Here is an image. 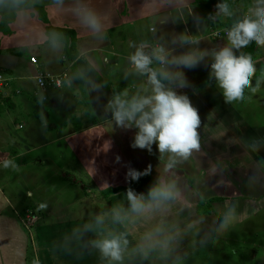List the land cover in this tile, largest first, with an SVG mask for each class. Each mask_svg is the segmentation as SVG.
Listing matches in <instances>:
<instances>
[{"label":"crops","instance_id":"1","mask_svg":"<svg viewBox=\"0 0 264 264\" xmlns=\"http://www.w3.org/2000/svg\"><path fill=\"white\" fill-rule=\"evenodd\" d=\"M17 1L28 2L29 0ZM29 2L44 7L49 25L71 29L75 32L76 39L72 51L75 55L74 60L72 62L68 61L65 46L62 42L47 38L44 29L45 24L32 15L35 11L31 6H12L7 4L5 0H0V14L3 12L15 13V19L9 24L10 34L5 35L0 32V52L1 50L11 51L14 47H18V45L27 41L26 34L28 30L37 29L38 43L43 44H37L40 46V53L48 57V54H52L54 51L58 52V55L54 56L55 59L49 61L48 64L50 65L46 67L45 71L53 74L67 72L69 75V85H64L57 89L49 87L44 90L37 87L40 91V97L37 98H33L30 95L28 86L23 82L18 84V87L14 88L15 90L1 89L0 100L4 101L6 107L10 110L6 107L0 108V120L4 126H16V119L18 117L25 119V116L34 115L39 120L40 115L43 113L47 116V119H50L46 123V127L50 130H56L59 127L68 130L67 134L62 137H66V139L71 137L68 143L71 145L73 153L80 159L86 153L84 150L88 147L90 148L89 143L93 138L98 137L99 143L101 140H104L103 142L108 143L110 147L113 146L111 149L115 147L116 151L119 148L121 150L120 143L130 146V143L133 141L134 130L116 127L111 119V111L108 105L115 97L126 99L134 95L149 94L150 86L147 85L146 75L137 77L135 84L131 82L128 84L124 80L125 70L129 72L133 70L129 56L138 47L143 45V49L149 47L153 50L155 46H160L171 57L180 55L190 48L212 51L227 45L226 36L215 38L211 33L216 25H220L226 29L229 28L227 25H224L225 15L214 11L213 8L205 6L203 2L197 0H59L53 2V6L51 5L53 9L52 15L49 14L47 5L44 6L43 3L40 4L35 1ZM259 3V0H244V4H242V0H239L238 7L242 14L241 20L245 17L255 19L252 16L251 10ZM74 9H88L96 13L102 23L100 31H93L83 23L75 14ZM143 17L154 19L158 25V30L149 26L148 31L154 34L151 35L150 40L143 39L139 42L138 39L137 41L132 39L133 29L131 28L134 27L137 19ZM133 34L136 35V32ZM181 34L195 37L197 43L195 45H180L178 37ZM263 51L262 46L255 44L247 48L233 50L234 55L251 57L254 67H257V64L262 60L261 55ZM97 52L99 53L98 55L96 54ZM124 60L127 63L124 64ZM210 63L211 60L206 59L204 63L191 70L176 69L175 66L166 65L165 67L169 71H182L187 81V86L179 88L174 84L169 85L167 81L164 82L165 86L172 87L178 95L187 96L190 104L194 99L199 101L200 105L203 104L207 107L209 106L211 110H216L215 113H212V118L218 123L220 118H222V121L228 119L227 122L225 121V124L232 129L233 134L260 136L255 128H248V124L242 117L244 116V106L238 105L239 102L226 103L221 90L216 86L215 80L209 79L210 69L208 65ZM120 64L121 66H119ZM14 66V64H9L8 66L0 65V69L12 75L14 73L13 69H15ZM151 66L153 68L159 67L155 61ZM37 67L38 64L34 65V70H32L31 76L28 77L29 80L33 79L35 81L34 77L38 71L36 70ZM71 69L84 78V90L92 106L96 123H91L85 116L82 97L77 99L75 95L80 93V89L78 82L72 75ZM100 69H103L104 73L99 71ZM94 73H97L106 81L109 79L114 80V85L109 86L110 89L103 88ZM16 80L24 81L26 79L17 76ZM131 84L135 86H131L126 95L119 96L115 93L118 89H125ZM216 102L217 108H214L213 104ZM80 107V114H76ZM199 120L200 125L202 122L200 118ZM72 121H74V125ZM237 121L238 123H236ZM29 124L31 130L36 131L37 123L34 118ZM40 124L41 126L44 125V123ZM77 124L79 126L78 129L75 128ZM17 127L21 129L23 126L19 122ZM237 127H239L240 131H236ZM16 138L21 139L22 137L18 135ZM2 139L3 134L0 132V141ZM25 139L26 137L23 140ZM257 141L261 140L257 139ZM5 143L0 145V163L11 161V153H14V157H17L16 148L12 147L11 144L6 145ZM96 144L97 142L95 141L93 146H96ZM100 147H102L101 144ZM128 153L129 157L126 156L127 154L120 155L122 162H119V164L124 165L126 163L125 165L129 170L138 168L135 171L149 173L158 183H161L156 179L159 176L160 170H155L152 165H150L151 167H140L139 157L144 154L136 153L134 148L131 150V153ZM165 156H168V154ZM14 163V170H16L19 164ZM179 163L180 166L184 165L180 160ZM97 166L98 169L88 164L82 167L93 179V185L97 186L96 190L102 196L99 199L100 203H106L108 205L107 210L103 214L96 212L92 216L89 214L73 219V222H68V224H71L68 230L65 227L62 229L57 228L52 232L53 235L46 237V228L50 225L36 224L34 237H32L33 234H29L26 230L27 233L22 231L16 222L14 218L15 210L12 209V203L16 201L18 194L17 192L15 194L11 193L12 190H16V185H12L11 173L8 175L5 173L6 170L11 171L12 166H0V264H109L108 258L101 255L100 251L94 246L93 241L109 238L114 235L122 236L126 244H122L121 260L113 262V264H167L172 261L171 257L167 254V249H172V245L179 246V232L174 227L182 231V220L188 219L190 215L189 213L184 214L186 208H188L191 214H197V216L191 215L189 218V221L193 223L192 225H198L202 222L204 227L205 218H200L198 215H205L197 213V202L201 199H196V192L192 186H186V183H181L177 185V188L175 186V190L179 195L175 199L163 201L159 206L154 205L143 214L132 213L127 199L128 192L132 191L137 195L140 194L146 201H148V194L125 187L130 179L128 174L122 177L126 182L123 180L121 183L120 181L110 182L114 178L110 179L111 175L107 170H104L106 165L103 163L102 156ZM18 170L20 171V169ZM108 187L125 188L106 196L102 195L101 190ZM191 190L194 194L191 193ZM261 194L256 197H246L258 200L264 197ZM219 197H222V199L210 203L212 211L210 214H207L212 215L211 220L216 223L215 225L208 226L210 229L213 228L214 231H221L222 222L214 214L216 210L213 207L217 204L216 202L227 198L226 196ZM212 203L214 206L211 205ZM114 212H119L122 218L115 220L113 218ZM97 217L103 218L101 224L96 223ZM215 237L207 236L208 239ZM52 241L56 245L55 252L57 253V255H54V260L51 256H48L52 248ZM202 241L205 242L204 240ZM29 243L31 249H29ZM92 248L96 250L98 255L95 253L93 257H90L89 254ZM76 252H79L82 257H79ZM86 253L89 255L87 258H85Z\"/></svg>","mask_w":264,"mask_h":264},{"label":"rangeland","instance_id":"2","mask_svg":"<svg viewBox=\"0 0 264 264\" xmlns=\"http://www.w3.org/2000/svg\"><path fill=\"white\" fill-rule=\"evenodd\" d=\"M29 1L47 5L49 14L52 15L51 5L53 6V2L59 0ZM242 4H244V0H242ZM149 26L158 30L154 19L144 17L137 19L136 24L131 28L133 33L136 32V35L132 33V39L136 41L138 39L139 42L143 39L150 40L154 33L148 31ZM225 29L216 25L211 33ZM36 31L37 29L28 30L27 41L14 47L11 51L1 50L0 65H15L12 75L0 69V75L10 78L7 85L2 88L3 90H15L14 88L23 82L28 86L33 98L40 97V91L35 81L29 80L28 77L31 76L36 64H38L36 70L50 73L45 71L46 67L50 65L49 61L55 59L54 56H57L58 52L54 51L52 54H48V57L40 53V46L37 44H43L38 43L39 37ZM262 47L264 49V46ZM262 53V60L257 64V67H254L255 72L251 78L249 89L245 92V98L238 103V105L244 106V116L242 117L248 124V128H255L260 136L233 134L232 129L225 124V121H228L226 117L225 121L220 118L219 123L216 122L212 118V113H215L216 110H211L209 106L203 104L200 105L199 101L193 99L191 105L196 109L202 124L198 125L196 129L199 148L192 150L186 159H178L173 167L167 168L166 165L169 163L168 156H165L167 153L161 154L155 144L152 145L151 153L146 149L134 148L136 153L144 154L139 157L141 168L152 165L155 170H160L156 179L161 183L174 184L176 188L177 185L186 183V186H192L195 190L197 200L210 196L227 197L216 202L215 206L213 203L211 204L216 210L214 214L222 222L221 231H214L213 228L208 227L216 224L211 220L212 215H198L200 218H205V224L208 223L203 227L202 222L192 225L189 218L191 215L195 217L197 214H191L188 208L184 210V214L189 213L190 215L188 219L182 220V231L174 227L179 232V246L172 245V249H167V254L172 259L167 264H264V197L258 200L246 197H256L264 190V170L259 164L260 159L264 162V51ZM30 58H34V62H31ZM123 62L127 63L126 60ZM99 71L104 73L103 69ZM17 76L26 80L17 81ZM137 77H141V75L136 74L133 70L132 72L125 70L124 80L126 83L135 84ZM106 83L113 86L115 82L109 79ZM131 86L135 85H128L125 89H118L115 93L119 96L126 95ZM252 88H255V91H252ZM75 95L77 99L81 98L80 93ZM216 105L217 102L213 104V107L217 108ZM2 107H6V104L0 100V108ZM80 110L81 107L78 108L76 114H80ZM31 116H25V119L18 117L16 126L10 125L9 127L4 126L0 120V132L3 134L0 145L6 142V145L11 144L17 150V157L11 153L12 160L9 165L12 166V170L5 172L6 175L11 173L12 185H16V190H12L11 193L17 192L18 194L16 201L12 203V209L15 210L14 218L22 231L26 230L29 234H33L32 237H34L36 224L50 225L46 228V237L53 235L52 232L57 228L65 227L68 230L71 225L68 222H73V219L89 214L92 216L96 212L103 214L107 210L108 205L100 203L99 199L102 196L99 195L96 190L97 186L93 185V179L82 166L88 164L98 169L97 165L102 156L103 163L106 165L104 170H107L111 175L110 179L114 178L110 182L120 181L121 183L122 180L125 181L122 177L128 174L129 169L126 167V163L119 164L122 162L120 155L127 154L126 156L129 157L128 152L131 153L133 147H131L132 142L130 146L120 143L121 150L119 148L116 151L115 147L111 149L113 146H109L105 150L104 140L99 143L97 137L91 139L90 148L84 150L86 153L80 159L73 153L71 145L68 143L71 137L67 139L62 137L67 134V129L59 127L56 130H50L46 127L47 120L50 119H47L43 113L39 120L34 115ZM33 118L37 123L36 131L31 130L29 124ZM19 122L23 126L21 129L17 127ZM40 123H44V125L41 126ZM72 124L74 125V121ZM133 130L135 134L136 130L134 128ZM237 130L240 131L239 127ZM18 135L22 138L17 139ZM24 137H26L25 140H23ZM257 139L261 141H257ZM95 141L97 144L93 146ZM124 160L126 159L124 158ZM179 160L184 163L183 166H180ZM14 162L19 164L20 171L14 170ZM134 170H138V168ZM191 193L194 194L192 190ZM26 214L33 217V223L35 220V224L29 228L23 225V218ZM26 231L25 233H27ZM207 236L218 237L208 239ZM29 249H31L30 243ZM55 250L56 245L52 241V248L48 256H51L53 260L54 255H57ZM29 253L32 254L31 251ZM76 253L82 257L79 252ZM95 253L96 250L92 248L90 257H93ZM89 255L86 253L85 258Z\"/></svg>","mask_w":264,"mask_h":264},{"label":"clouds","instance_id":"3","mask_svg":"<svg viewBox=\"0 0 264 264\" xmlns=\"http://www.w3.org/2000/svg\"><path fill=\"white\" fill-rule=\"evenodd\" d=\"M219 13L230 16L227 4L217 6ZM75 14L93 31H100L102 23L100 17L88 9H74ZM252 16L236 22L226 33L227 45L218 50H203L190 48L180 55L169 57V53L160 46L155 47L151 54H145L143 45L129 56V61L135 73L147 76V85L150 86L148 95H134L122 99L115 97L109 102L111 119L116 127L135 129L131 147L146 149L152 152L155 144L161 154H169L167 168L173 167L178 159L187 158L192 150L199 148L197 127L200 123L198 113L187 96L178 95L169 85L183 88L187 86L184 73L180 70L169 71L166 65L176 69L191 70L210 59L209 79H214L216 86L221 90L226 103L242 102L245 92L249 89L251 78L255 72L251 57L234 55L233 50L247 48L252 44L264 46V0L251 10ZM180 45H195L197 40L181 34L178 37ZM160 67L153 68V62ZM255 91V88L251 89ZM108 143L104 148L107 150ZM10 161H3L0 166L8 167ZM135 170H129L128 177L137 180L141 175ZM107 186V185H106ZM178 192L174 184L158 183L148 192V201L142 195L129 191L127 199L132 213L143 214L154 205L159 206L163 201L175 199ZM115 220H120L119 212L113 213ZM102 217H97L96 223L101 224ZM94 246L103 257L108 258L109 264L121 260L122 244H126L122 236H111L93 241Z\"/></svg>","mask_w":264,"mask_h":264},{"label":"trees","instance_id":"4","mask_svg":"<svg viewBox=\"0 0 264 264\" xmlns=\"http://www.w3.org/2000/svg\"><path fill=\"white\" fill-rule=\"evenodd\" d=\"M7 4L9 5H29L33 8L35 11L32 13L33 16H35L39 21L45 24V35L49 40H56L59 42H62L65 46V53L67 55L68 61L72 62L74 60L75 55L72 53L74 49V42H75V32L71 29L66 28H60V27H54L48 24L46 12L43 6L37 5L31 2H21L17 0H5ZM200 2H203L206 6L213 8L214 11H218V5L220 4H227L229 11L231 12L230 16L225 15V21L224 25H227L230 29L236 22L241 20V11L239 10L238 0H197ZM15 19V13H1L0 14V32L2 34H10L9 24L13 22ZM72 75L74 79L78 82L83 106H84V113L85 116L89 119L91 123H96V118L93 114L92 106L88 100V97L86 95V92L84 90V78L81 77L76 71L71 69ZM95 77L101 84V86L105 89H110L109 85L106 83L104 79H102L97 73H94ZM76 129L79 128L78 124L75 125ZM259 164L261 168L264 170V162L259 160ZM158 184V182L149 174L146 173L144 175H141L137 180L133 181L131 178L129 179L128 184L125 187H129L132 190H138L143 191L148 194L149 190L154 186ZM125 187H108L106 189L101 190L102 195H108L112 192H115L119 189H123ZM261 196H264V192L261 194ZM222 197L214 196L210 197L206 200H199L197 202V213L201 215H207L211 213V206L210 203L213 201L221 200Z\"/></svg>","mask_w":264,"mask_h":264},{"label":"built area","instance_id":"5","mask_svg":"<svg viewBox=\"0 0 264 264\" xmlns=\"http://www.w3.org/2000/svg\"><path fill=\"white\" fill-rule=\"evenodd\" d=\"M227 31L228 29L214 31L212 35L215 38H219L222 36H226ZM143 51L145 52V54H151L152 48L147 47V48H144ZM30 60L31 62H34V58H30ZM158 66L160 67L159 64ZM34 79H35V83L37 87L41 90H44L49 87L57 89V88L63 87L64 85L66 86L69 85V75L67 74V72L53 74V73H43L41 71H37ZM8 80L9 78H5L2 75H0V90L7 85ZM32 224H33V217H30L29 214H26L25 218H23V225L26 228H29L32 226Z\"/></svg>","mask_w":264,"mask_h":264}]
</instances>
